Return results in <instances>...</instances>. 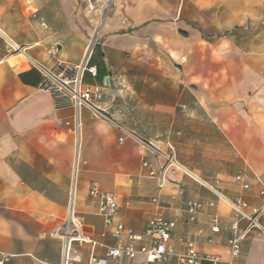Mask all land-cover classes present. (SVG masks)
<instances>
[{
  "label": "crops",
  "instance_id": "0c3cea01",
  "mask_svg": "<svg viewBox=\"0 0 264 264\" xmlns=\"http://www.w3.org/2000/svg\"><path fill=\"white\" fill-rule=\"evenodd\" d=\"M96 18L85 0H0L5 264H62V242L51 233L71 196L83 234L98 243L75 244L74 264L105 256L119 241L126 244L125 235L118 239L106 229L98 199L89 196L92 188L116 196L115 223L143 235L149 219L173 220L168 249L182 253L184 238L201 256L224 264L233 221L227 201L241 197L253 207L263 202L257 179L264 182V1L115 0L98 29ZM92 39L87 65L96 74L85 73L83 83L103 88L105 113L138 139L119 143L112 124L87 110L78 132L71 131L65 122L73 123V110L55 107L40 88L41 75L28 58L47 67L79 65ZM139 139L172 153L179 167ZM237 175L250 190L240 187ZM216 180L219 194L201 183ZM189 201L202 204L194 222L185 212ZM213 217L217 233L210 229ZM149 243L143 236L135 247ZM143 262L137 254L108 264ZM235 262L264 264V236L251 230Z\"/></svg>",
  "mask_w": 264,
  "mask_h": 264
},
{
  "label": "built area",
  "instance_id": "2783aa9c",
  "mask_svg": "<svg viewBox=\"0 0 264 264\" xmlns=\"http://www.w3.org/2000/svg\"><path fill=\"white\" fill-rule=\"evenodd\" d=\"M88 12L95 14L96 28L98 29L107 14L114 8L115 0H85ZM264 1V0H260ZM94 39L89 42L87 52L84 59L79 65H71L69 63L58 62L51 67H47L34 59L28 58L31 65L37 69L41 75L42 81L40 88L49 93L52 97L55 107L63 106L70 107L73 110V123L65 122V126L71 131L78 132L80 126L81 112L87 110L95 117L103 118L109 121L112 126L121 134L119 136V143H123L126 139L136 138L134 133L125 129L120 123L112 119L105 113L102 106L107 99V95L100 86H89L83 83L85 73L95 76L96 70L94 67L87 65L91 46ZM14 51L22 52L18 46H14ZM140 140V139H139ZM145 147L151 148L155 154L160 156L164 162L170 163L175 167H179L174 159V155L162 154L154 148L150 142L140 140ZM143 168H149L148 161L142 162ZM149 176L153 177V170L149 171ZM235 181L243 190H250L251 184L241 175L235 177ZM259 188L258 196L262 198L263 202L258 207L250 206L247 201L241 197L227 201L233 211V221L229 226L230 238L228 240L229 257L230 259L224 264H236L235 260L240 255L241 242L248 236L251 230H256L259 234L264 236V225L261 222V217L264 213V182L257 179ZM201 183L211 191L219 194L217 186L219 181ZM90 197L98 199V212L103 217L104 225L107 230L111 231L116 238L125 235L128 242L126 244L120 241L113 248L106 251L105 256L97 257L92 254L88 260V264H108L109 260L115 261L121 257L133 260L137 254L144 256V262L141 264H169V258L174 256L176 264H201L203 260H209L216 264L219 262L215 257L201 256L191 240L180 238L179 242L184 244V251L176 253L172 249L167 248V242L170 239V234L175 228V221L167 220L162 217H153L147 221L143 235L135 233L132 229L125 228L121 223H115L114 216L119 209V203L113 193H102L95 188L90 189ZM212 202L209 206H213ZM202 209V204L198 201H189L186 204L185 212L189 222H194L197 215ZM241 222L246 223V228L240 230ZM210 229L217 233L220 231V225L217 218L213 217L210 222ZM51 236L60 239L62 242V264H74L77 250L74 245L88 244L95 247L98 243L90 237H87L82 232V225L77 218L73 196L67 205L66 215L62 222L53 230ZM150 240L149 245L136 248L135 245L142 237ZM9 255L0 253V264H5L9 259Z\"/></svg>",
  "mask_w": 264,
  "mask_h": 264
}]
</instances>
